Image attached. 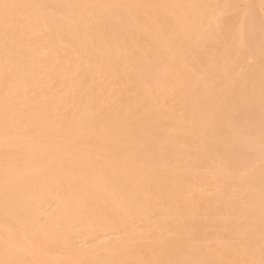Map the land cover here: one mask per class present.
<instances>
[{
	"label": "bare ground",
	"instance_id": "6f19581e",
	"mask_svg": "<svg viewBox=\"0 0 264 264\" xmlns=\"http://www.w3.org/2000/svg\"><path fill=\"white\" fill-rule=\"evenodd\" d=\"M0 264H264V0H0Z\"/></svg>",
	"mask_w": 264,
	"mask_h": 264
}]
</instances>
